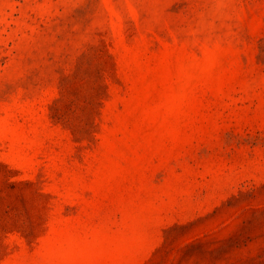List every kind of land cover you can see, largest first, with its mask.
Wrapping results in <instances>:
<instances>
[{
  "label": "rangeland",
  "instance_id": "obj_1",
  "mask_svg": "<svg viewBox=\"0 0 264 264\" xmlns=\"http://www.w3.org/2000/svg\"><path fill=\"white\" fill-rule=\"evenodd\" d=\"M0 264H264V0H0Z\"/></svg>",
  "mask_w": 264,
  "mask_h": 264
}]
</instances>
